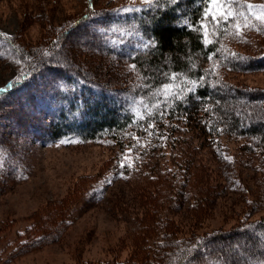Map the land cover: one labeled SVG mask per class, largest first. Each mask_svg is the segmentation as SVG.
<instances>
[{
  "label": "rangeland",
  "instance_id": "rangeland-1",
  "mask_svg": "<svg viewBox=\"0 0 264 264\" xmlns=\"http://www.w3.org/2000/svg\"><path fill=\"white\" fill-rule=\"evenodd\" d=\"M155 1L0 0V92L25 70L42 73L51 59L66 60L102 83L107 72L130 73L131 64L89 47L86 37L96 32L92 24L84 23V30L81 22L77 28L72 25L94 11H123ZM237 1L233 14L238 17L218 47L224 58L220 60L228 61L227 65L214 67L211 61L208 67H214L215 84L227 87L223 88L225 106L234 116L260 121L264 120V100L250 101L246 95L264 98V69H251L246 63L264 58V0ZM9 39L28 54L29 65L12 49L1 48ZM230 88L237 93L227 91ZM7 108L18 114L9 104L0 108V119L6 117ZM5 132L0 124V133ZM132 140L135 137L124 142L16 141L11 150L14 178L0 192V264H154L165 240L161 229L152 234L155 219L159 226L169 222L171 240L179 244L264 218V146L258 139L229 136L220 140L222 157L229 160V182L219 179V166L202 150L195 159L207 169L208 181L198 173L189 178L184 188L188 199L182 202L169 188L167 175L157 180L158 172L143 166L130 170L133 155L125 147ZM197 145L198 140L190 147L183 145L179 156L175 151L171 157L167 150L160 168L185 161L186 153ZM151 159L148 162L159 157ZM96 189L102 190L103 199L86 203ZM207 190L209 200L195 202L194 196ZM152 206L164 209L155 212ZM167 209L170 214L164 212ZM194 212L201 216L198 221L191 215ZM142 231L151 234L143 238Z\"/></svg>",
  "mask_w": 264,
  "mask_h": 264
},
{
  "label": "trees",
  "instance_id": "trees-1",
  "mask_svg": "<svg viewBox=\"0 0 264 264\" xmlns=\"http://www.w3.org/2000/svg\"><path fill=\"white\" fill-rule=\"evenodd\" d=\"M238 5L237 0H156L123 11H94L74 21L72 26L77 28L81 22L82 30L87 26L84 23L93 25L96 32L86 38L96 53L123 60L132 65V70L107 72L102 83L66 60L60 63L59 59H51L42 73L31 74L32 69H28L12 80L0 92V108L10 104L18 111L15 114L7 108L6 117L0 119L6 130L0 133V192L14 178L16 166L11 150L16 141L23 139L124 142L135 137L125 147L133 155L130 170L143 166L158 172L157 180L167 175L169 188L175 190L174 196L181 202L188 199L184 188L189 178L198 173L208 181L207 169L195 159L202 150L219 166V179L229 182V160L222 157L220 140L238 136L258 139L264 146V120L235 117L225 106L223 88L227 87L214 82V67L228 62L220 60L224 58L218 47L238 17V13L233 14ZM12 43L9 39L1 48L12 49L13 55L29 65L28 54ZM211 61L214 67H208ZM246 64L251 69H264V58ZM100 70L97 68L99 76ZM227 91L237 93L232 88ZM252 94L246 98L264 100ZM194 140L198 145L186 153L188 159L169 169L160 168L167 150L169 156L173 157L175 151L179 156L182 146L190 147ZM153 157L159 160L148 162ZM209 192L194 196L195 202L209 200ZM102 199V190L96 189L86 203ZM151 208L155 212L164 209ZM196 212L191 215L198 221L201 216ZM159 225V219H155L152 234L161 229L165 240L154 264H264V218L179 244L171 240L169 222ZM142 232L143 238L151 234Z\"/></svg>",
  "mask_w": 264,
  "mask_h": 264
},
{
  "label": "snow or ice",
  "instance_id": "snow-or-ice-1",
  "mask_svg": "<svg viewBox=\"0 0 264 264\" xmlns=\"http://www.w3.org/2000/svg\"><path fill=\"white\" fill-rule=\"evenodd\" d=\"M227 13H222L221 15H226Z\"/></svg>",
  "mask_w": 264,
  "mask_h": 264
}]
</instances>
